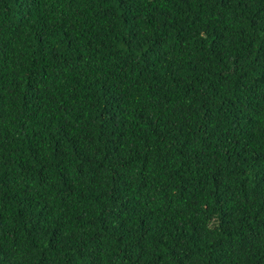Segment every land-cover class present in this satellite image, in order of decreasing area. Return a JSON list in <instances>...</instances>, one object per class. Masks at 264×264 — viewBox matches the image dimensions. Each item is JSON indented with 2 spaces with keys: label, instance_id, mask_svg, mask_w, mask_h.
I'll return each mask as SVG.
<instances>
[{
  "label": "trees",
  "instance_id": "16d2710c",
  "mask_svg": "<svg viewBox=\"0 0 264 264\" xmlns=\"http://www.w3.org/2000/svg\"><path fill=\"white\" fill-rule=\"evenodd\" d=\"M0 264H264V0H0Z\"/></svg>",
  "mask_w": 264,
  "mask_h": 264
}]
</instances>
